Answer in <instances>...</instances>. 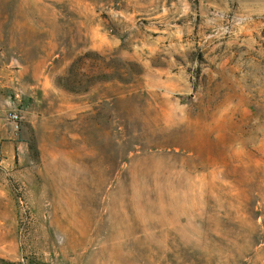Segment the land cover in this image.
<instances>
[{"label": "rangeland", "instance_id": "374dc122", "mask_svg": "<svg viewBox=\"0 0 264 264\" xmlns=\"http://www.w3.org/2000/svg\"><path fill=\"white\" fill-rule=\"evenodd\" d=\"M0 264H264V0H0Z\"/></svg>", "mask_w": 264, "mask_h": 264}, {"label": "built area", "instance_id": "2783aa9c", "mask_svg": "<svg viewBox=\"0 0 264 264\" xmlns=\"http://www.w3.org/2000/svg\"><path fill=\"white\" fill-rule=\"evenodd\" d=\"M6 120L14 126L15 130L18 131V129L20 128V121H21V117L19 114L15 112H9L6 115Z\"/></svg>", "mask_w": 264, "mask_h": 264}]
</instances>
